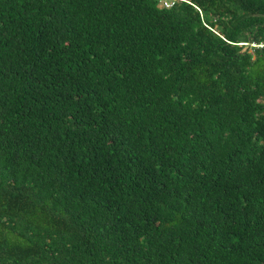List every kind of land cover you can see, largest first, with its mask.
Returning a JSON list of instances; mask_svg holds the SVG:
<instances>
[{
    "label": "trees",
    "instance_id": "16d2710c",
    "mask_svg": "<svg viewBox=\"0 0 264 264\" xmlns=\"http://www.w3.org/2000/svg\"><path fill=\"white\" fill-rule=\"evenodd\" d=\"M0 264H264V0H0Z\"/></svg>",
    "mask_w": 264,
    "mask_h": 264
},
{
    "label": "built area",
    "instance_id": "2783aa9c",
    "mask_svg": "<svg viewBox=\"0 0 264 264\" xmlns=\"http://www.w3.org/2000/svg\"><path fill=\"white\" fill-rule=\"evenodd\" d=\"M160 5L166 8L172 7L177 0H158Z\"/></svg>",
    "mask_w": 264,
    "mask_h": 264
},
{
    "label": "water",
    "instance_id": "95a60500",
    "mask_svg": "<svg viewBox=\"0 0 264 264\" xmlns=\"http://www.w3.org/2000/svg\"><path fill=\"white\" fill-rule=\"evenodd\" d=\"M258 28V27H257ZM257 28H256V30H255V32H254V34L256 33V31H257ZM253 38V36L251 37V39Z\"/></svg>",
    "mask_w": 264,
    "mask_h": 264
}]
</instances>
